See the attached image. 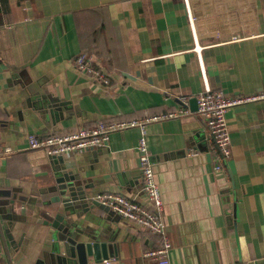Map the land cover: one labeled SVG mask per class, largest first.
Here are the masks:
<instances>
[{"label":"crops","instance_id":"1","mask_svg":"<svg viewBox=\"0 0 264 264\" xmlns=\"http://www.w3.org/2000/svg\"><path fill=\"white\" fill-rule=\"evenodd\" d=\"M80 53L108 83L75 68ZM206 87L264 93V0H0V264H34L53 243L40 221L57 207V166L27 149L28 136L179 108L188 114L146 124L170 264H264V99L227 112L230 155L215 171L211 135L192 111ZM139 134L116 131L58 160L89 195L148 205ZM78 224L105 238L108 264H158L143 255L157 237L135 222L93 206Z\"/></svg>","mask_w":264,"mask_h":264},{"label":"built area","instance_id":"2","mask_svg":"<svg viewBox=\"0 0 264 264\" xmlns=\"http://www.w3.org/2000/svg\"><path fill=\"white\" fill-rule=\"evenodd\" d=\"M95 62V56L88 53H80L73 58V64L78 71L90 75L101 83H108L106 74L95 65ZM263 99L264 93L231 96L219 90L212 91L208 87L202 93L196 95V113L204 118L215 148V171L222 170L224 161L230 155V137L226 124L227 112L238 105ZM187 114L186 109L179 108L172 113L152 115L142 120H121L108 123L99 121L89 128H77L66 133H54L44 136L30 135L27 139V149L43 152L50 157L64 156L77 151L103 146L109 141L113 132L138 128L140 134L136 149L142 179V191L148 205L118 193H95L89 196V199L106 207L111 213L133 221L154 234L157 237L156 246L145 251L143 255L157 261L158 264H170L171 243L167 237L165 223L161 216L162 202L158 186L154 180L152 163L147 149L146 124ZM102 263L108 264V260H103Z\"/></svg>","mask_w":264,"mask_h":264},{"label":"water","instance_id":"3","mask_svg":"<svg viewBox=\"0 0 264 264\" xmlns=\"http://www.w3.org/2000/svg\"><path fill=\"white\" fill-rule=\"evenodd\" d=\"M196 110L197 107L192 111ZM47 158L50 159L48 160L50 164L54 163L53 165L57 166L52 172L51 187L56 194L50 199L57 207L55 211L41 213L40 222L53 230V243L49 251L34 264H101L103 260L112 256L109 244L97 232L80 226L78 220L81 219V212H88L93 206L106 209L108 212L109 210L89 199L91 195L86 193L87 187L77 175L67 169L66 162L58 160L62 156ZM5 216L6 220L10 219L8 215ZM3 226L7 227L6 231L9 232L10 222L3 223Z\"/></svg>","mask_w":264,"mask_h":264}]
</instances>
